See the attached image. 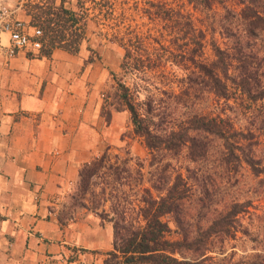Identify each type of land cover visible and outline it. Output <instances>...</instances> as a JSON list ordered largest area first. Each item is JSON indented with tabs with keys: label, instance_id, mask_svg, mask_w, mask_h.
I'll use <instances>...</instances> for the list:
<instances>
[{
	"label": "trees",
	"instance_id": "16d2710c",
	"mask_svg": "<svg viewBox=\"0 0 264 264\" xmlns=\"http://www.w3.org/2000/svg\"><path fill=\"white\" fill-rule=\"evenodd\" d=\"M94 6L97 16L90 17L85 1L77 0L69 8L64 0L58 5L50 0L32 5L28 12L35 13L28 15L31 23L43 25L38 55L45 58L55 49L76 53L75 42L65 39V29L78 25L83 36L89 21L98 25L103 18L124 50L120 64L124 76L145 83L141 87L117 79L113 111L129 113L133 135L148 151V186L132 189L134 199H128L131 188L126 193L120 187L123 180L133 178L127 165L131 158L111 163L107 148L79 169L75 192L69 195L72 209H85L112 224V250L105 254L104 264H264L258 253L246 261L235 260L234 251L227 253L237 233L249 236L239 217L250 203L229 201L205 218L214 179L199 170L218 156L226 169L233 166L236 171L244 163L264 187V146L257 154L259 142L251 141L253 132L236 129L228 116L195 109V101L205 93L225 106L232 99L264 101V0H98ZM218 6L222 10L218 25L228 40L223 47L213 36L207 41L194 17L195 12ZM207 45L210 57L205 56ZM169 65L183 75L170 85L163 83L157 98L150 79L164 74ZM142 91L146 96L140 101ZM104 108L101 115L109 123L113 111ZM260 111L264 136V105ZM182 154L194 165H187L184 173L172 165ZM87 194L89 200L84 198ZM262 237L264 241V233Z\"/></svg>",
	"mask_w": 264,
	"mask_h": 264
},
{
	"label": "crops",
	"instance_id": "0c3cea01",
	"mask_svg": "<svg viewBox=\"0 0 264 264\" xmlns=\"http://www.w3.org/2000/svg\"><path fill=\"white\" fill-rule=\"evenodd\" d=\"M27 53L0 57V264H104L112 224L63 212L79 169L114 143L127 111L105 121L76 54Z\"/></svg>",
	"mask_w": 264,
	"mask_h": 264
},
{
	"label": "rangeland",
	"instance_id": "374dc122",
	"mask_svg": "<svg viewBox=\"0 0 264 264\" xmlns=\"http://www.w3.org/2000/svg\"><path fill=\"white\" fill-rule=\"evenodd\" d=\"M55 1L57 5L61 2V0ZM64 1L65 6L69 8H74L77 3V0ZM82 1H85L86 7L90 8V17H96L97 10L94 6V2L97 3L98 0ZM48 2H50V0H0V57L7 59L5 50L8 46L9 39L8 34L2 31L1 24L5 21H21L30 27H38L41 29L43 25L37 22L31 23L32 19L28 15L29 13H35V11H28L31 10V6L34 4H45ZM188 8L193 12L190 7ZM221 13L222 10L218 6L210 12H195L194 17L197 26L206 32L207 41L210 42L213 36V39L223 47V43H227L228 40L226 38V33H221V29L218 25ZM135 17L136 23H140V20L137 18L138 16L135 15ZM99 23L101 24L96 25L93 21H89L83 36L78 25L70 29H65V39L69 44L71 41L75 42V44L72 45L77 47V52L73 54H76L84 61L83 71L89 74V76H87L88 80L85 81V88L90 86L92 89H97L99 91L102 106H105V111H113L117 99V86L115 83L117 79H121L122 81L125 80L127 83L133 84L134 86L138 84L143 87L145 83L135 79L133 75L126 74V76H124V73L120 69L124 50L113 40L112 31L106 26L108 22L101 18V22ZM132 24L134 25L135 23L132 22ZM51 28L54 30L58 29L57 26L53 24ZM48 34L51 35L54 33L50 32ZM210 55V46L207 45L205 48V56L210 57ZM182 75V71L169 65L164 74L156 73L153 78L150 79V83H153L150 89L154 95L159 98L162 86L170 85L172 81L178 80ZM163 83L166 84L164 85ZM176 85L175 82L173 84L175 87L174 90L177 89ZM165 89H167V87H165ZM145 96V92H140L139 100L142 101ZM195 102V109L198 112L202 114H222L228 116L236 129L242 130L245 133L248 131L253 132L255 138L251 141L259 142L257 154L263 149L264 136L260 132L262 127L260 109L261 106L264 105V101L250 103V101L244 98L235 101L232 99L228 102V106H225L223 101L215 100L212 95L205 93L203 97ZM120 125L119 131L115 133L114 143L109 145L110 150L108 151V157L111 163H122L131 158V161L127 165L131 170L133 178L129 177L123 180L122 183H125V185L120 188L126 193H128L131 188V197L128 199L133 200L132 189L137 191L139 187L148 186L146 181L150 171V167L148 166L150 156L142 139L133 135L128 112L125 118H121ZM106 146L107 144L102 146L100 151L101 154L106 152V150H104ZM115 157H117V159H115ZM217 157L213 156L207 164L199 166V170L202 171L203 174L210 175L211 178L214 179L213 197L209 200L210 208L204 210L206 213L204 217L207 218L214 211L220 210L226 202H249L250 206L248 212L239 217L242 228L249 232V236H244L240 232L237 233V238L227 245L226 250L227 253L234 251V259L238 261H246L257 253L264 256V241L262 237L264 233V187L259 183V178L253 176L250 169L244 163L235 171L233 166H231L230 169H226ZM137 163H139V166H137ZM172 165L175 170L181 171L182 173H184V168L187 165L191 168L194 167L193 164L186 161L184 154L172 160ZM97 191H99V188L95 189V192ZM74 192L75 187L71 194ZM84 198L89 200V194ZM68 204L69 205L66 207L67 209L63 212V218L68 215L71 216V211L72 213L81 212L82 209L80 208L72 209L69 199ZM165 220L168 222L169 227L174 229L172 221L169 218H165ZM171 238H174L173 235H171ZM231 246L234 248H231ZM253 248L256 249L253 250ZM77 256L75 251H72L68 258V262H74L77 260ZM105 258L106 256L104 255V257H102L103 261Z\"/></svg>",
	"mask_w": 264,
	"mask_h": 264
},
{
	"label": "built area",
	"instance_id": "2783aa9c",
	"mask_svg": "<svg viewBox=\"0 0 264 264\" xmlns=\"http://www.w3.org/2000/svg\"><path fill=\"white\" fill-rule=\"evenodd\" d=\"M1 28L9 36V46L5 50L7 58H13L20 51L38 54L43 46V33L38 27H30L21 21H5Z\"/></svg>",
	"mask_w": 264,
	"mask_h": 264
}]
</instances>
